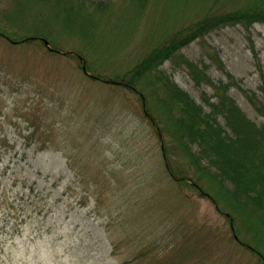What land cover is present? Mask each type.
<instances>
[{"label":"rangeland","instance_id":"374dc122","mask_svg":"<svg viewBox=\"0 0 264 264\" xmlns=\"http://www.w3.org/2000/svg\"><path fill=\"white\" fill-rule=\"evenodd\" d=\"M212 1L85 0L64 27L56 0H0V264H263L211 200L172 178L163 153L178 176L190 175V158L155 76L138 80L143 99L114 84L208 12L228 10V0ZM11 34H44L57 52ZM185 62L228 85L264 125V108L246 98L264 106V24H222L158 67L208 113L214 88L196 84Z\"/></svg>","mask_w":264,"mask_h":264},{"label":"trees","instance_id":"16d2710c","mask_svg":"<svg viewBox=\"0 0 264 264\" xmlns=\"http://www.w3.org/2000/svg\"><path fill=\"white\" fill-rule=\"evenodd\" d=\"M218 1L213 0L212 3ZM228 1V10H222L214 17L208 12L185 29L182 35L185 38L177 37L170 44H162L154 49L128 78L122 76L117 83L139 93L138 80L140 82L150 73L155 76L161 85L164 95L162 99L167 105H172V111L179 114L175 120L179 137L177 143L179 146L183 144V152L190 158L191 167L187 169L190 175L178 176L172 172L169 158L164 152L171 176L183 186L195 188L200 196L211 200L216 211L229 222L233 240L264 264V125H257L247 118L228 96V85L219 82L215 86L209 80L205 81L201 69L190 62L185 63L195 83L202 79L214 88L216 102L203 97V102L209 107L208 113H204L203 107L196 105L169 78L157 77L155 74L160 64L171 58L183 45L195 37H204L222 24L237 23L247 30L254 23L264 24V0ZM53 4L63 10L65 16L62 24L67 27L71 23L76 24L74 16L79 12L78 7L85 5V0H56ZM99 6L105 7L103 3ZM230 6L233 10L229 9ZM6 22L13 25L10 20ZM5 34L7 39L11 37ZM11 35L17 44L47 39L44 34H35L25 39L16 34ZM246 98L258 112H262L264 106L254 94H247ZM218 118L224 120V125H219ZM193 147L197 151L192 152ZM146 255L148 253L138 254L136 261L144 259ZM158 261V264H167L168 260L155 257L151 264Z\"/></svg>","mask_w":264,"mask_h":264},{"label":"water","instance_id":"95a60500","mask_svg":"<svg viewBox=\"0 0 264 264\" xmlns=\"http://www.w3.org/2000/svg\"><path fill=\"white\" fill-rule=\"evenodd\" d=\"M45 45L48 47V42L44 41Z\"/></svg>","mask_w":264,"mask_h":264}]
</instances>
